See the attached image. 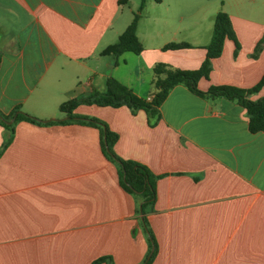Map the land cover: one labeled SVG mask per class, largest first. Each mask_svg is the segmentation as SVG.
<instances>
[{
	"label": "crops",
	"instance_id": "1",
	"mask_svg": "<svg viewBox=\"0 0 264 264\" xmlns=\"http://www.w3.org/2000/svg\"><path fill=\"white\" fill-rule=\"evenodd\" d=\"M142 1V52L101 55ZM220 12L235 41L198 88L250 89L264 75V0H0V113L64 120L63 102L103 93L108 78L147 100L156 65L200 67ZM263 96L264 88L251 99ZM73 113L103 122L118 136L114 154L157 177L145 215L156 244L150 264H264V132L249 131L241 106L177 85L153 127L126 107ZM136 206L98 129L22 121L11 137L0 126V264H143L149 241Z\"/></svg>",
	"mask_w": 264,
	"mask_h": 264
},
{
	"label": "trees",
	"instance_id": "2",
	"mask_svg": "<svg viewBox=\"0 0 264 264\" xmlns=\"http://www.w3.org/2000/svg\"><path fill=\"white\" fill-rule=\"evenodd\" d=\"M143 2L144 1H142L140 5L138 13L134 15L125 31L119 36L118 41L103 50L101 55L118 57L126 52L136 55L142 52L143 48L137 39L136 30L139 12L144 5ZM226 40L235 41V37L230 18L226 14L220 12L214 19L211 40L205 48L206 57L200 67L197 70L190 71L171 69L163 64L156 65L153 68V86L156 92L149 97V100L138 97L131 89L120 84L113 78H108L106 81V90L103 93L84 94L63 102L59 106V112L66 116L64 120L44 122L16 109L7 116L0 113V126L9 131L11 137L14 134L16 124L22 121L37 126L80 124L98 129L100 133V147L103 155L117 167L121 188L126 193L135 197L137 201L136 214L139 218L142 216V218L139 219V224L145 231L149 241V252L143 264H150L156 252V244L145 215L152 209L155 202V181L157 177L152 175L145 166L134 161L122 160L114 154L113 147L117 142L118 136L111 132L103 122L94 118L78 116L73 112L80 105H95L98 107L111 108L126 107L132 113L139 110L144 111L147 116L148 125L153 127L160 120V107L169 91L177 85H183L192 94L201 98H223L237 103L245 110L249 131L251 133L264 132V96L256 100L251 99L252 95L257 94L264 88V75L260 81L250 89H240L233 86H211L206 92H203L198 88V82L201 79H208L211 71V60L218 58L222 54ZM184 48H189V45L169 44L164 47V50H178ZM13 118L14 121L12 124L9 125L6 123ZM152 248L153 251L147 259ZM91 264L114 263L110 257H101Z\"/></svg>",
	"mask_w": 264,
	"mask_h": 264
},
{
	"label": "water",
	"instance_id": "3",
	"mask_svg": "<svg viewBox=\"0 0 264 264\" xmlns=\"http://www.w3.org/2000/svg\"><path fill=\"white\" fill-rule=\"evenodd\" d=\"M13 121H14V118H13V119H11L10 121H7L6 123L10 125V124H12V123H13ZM44 122H47V121H44ZM152 251H153V248L151 249V251H150V254H149V256L147 257V259L150 257V255H151Z\"/></svg>",
	"mask_w": 264,
	"mask_h": 264
},
{
	"label": "built area",
	"instance_id": "4",
	"mask_svg": "<svg viewBox=\"0 0 264 264\" xmlns=\"http://www.w3.org/2000/svg\"><path fill=\"white\" fill-rule=\"evenodd\" d=\"M150 98H148L147 100H149Z\"/></svg>",
	"mask_w": 264,
	"mask_h": 264
}]
</instances>
